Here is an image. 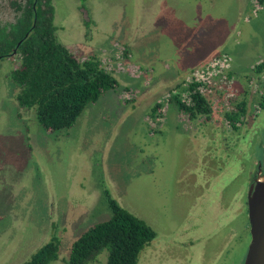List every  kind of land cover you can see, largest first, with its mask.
Returning a JSON list of instances; mask_svg holds the SVG:
<instances>
[{"label":"rangeland","instance_id":"1","mask_svg":"<svg viewBox=\"0 0 264 264\" xmlns=\"http://www.w3.org/2000/svg\"><path fill=\"white\" fill-rule=\"evenodd\" d=\"M52 1L58 42L97 59L118 86L70 128L47 131L17 104L19 58L0 61V264H23L53 237L51 264H66L71 244L110 218L105 191L156 232L138 264H243L246 193L264 151V70L254 73L264 3ZM8 2L1 22L14 17ZM191 77L206 87L210 119L191 121L169 101ZM242 101L231 128L223 114Z\"/></svg>","mask_w":264,"mask_h":264},{"label":"trees","instance_id":"2","mask_svg":"<svg viewBox=\"0 0 264 264\" xmlns=\"http://www.w3.org/2000/svg\"><path fill=\"white\" fill-rule=\"evenodd\" d=\"M85 3L86 0H81ZM263 4L264 0H257ZM14 17L0 21V60L19 58V67L9 78L18 88L19 107L33 109L36 120L47 131L70 128L88 104L114 90L118 83L93 57L79 61L58 42L52 0H9ZM264 63L255 68L258 75ZM202 84L191 81L178 85L169 101L190 119H210L212 103L201 91ZM259 104L264 108V85ZM161 108L157 104L155 113ZM245 102L223 114L232 127L241 121ZM111 212L108 220L83 232L70 246L66 264H138L139 255L155 238L156 232L143 220L122 208L105 191ZM60 241L53 237L23 264H51L58 258Z\"/></svg>","mask_w":264,"mask_h":264},{"label":"water","instance_id":"3","mask_svg":"<svg viewBox=\"0 0 264 264\" xmlns=\"http://www.w3.org/2000/svg\"><path fill=\"white\" fill-rule=\"evenodd\" d=\"M250 240L243 264H264V151L257 181L246 194Z\"/></svg>","mask_w":264,"mask_h":264},{"label":"flooded vegetation","instance_id":"4","mask_svg":"<svg viewBox=\"0 0 264 264\" xmlns=\"http://www.w3.org/2000/svg\"><path fill=\"white\" fill-rule=\"evenodd\" d=\"M13 56H15V52H13V54H12V57ZM10 58V57H9ZM7 59V58H6ZM229 60V58H224L223 60ZM4 60V59H3ZM0 61H2V60H0ZM262 63H264V62H262ZM262 63H260V64H262ZM259 64V65H260ZM258 66V65H257ZM256 66V67H257ZM255 67V68H256ZM255 68H254V73H255ZM205 71H206V68L204 69V68H202V69H200V72L201 73H205ZM263 72V71H262ZM261 72V73H262ZM197 73H199V72H197ZM260 73V74H261ZM176 74H177V76H178V73L176 72ZM256 74V73H255ZM186 75V74H185ZM187 76V75H186ZM181 77H184V76H181ZM191 81H195V82H198V83H201L202 84V87H201V91H202V93L204 94L205 92H206V87H204V85H203V83L199 80V81H197L196 79H194V77L192 78L191 77V80H189V81H186V82H191ZM185 83V81L183 80L182 81V84H184ZM182 84H180V85H182ZM177 87L178 86H176L175 87V90L177 91ZM209 87H207V89H208ZM177 93H178V91H177ZM177 93H173L174 95L175 94H177ZM262 96V93H261V95H260V97ZM260 97H259V100H260ZM236 107V106H235ZM258 107H260V104H259V102H258ZM260 109H264V108H261L260 107ZM180 112V111H179ZM226 112H228V111H226ZM180 113H182V112H180ZM183 114V113H182ZM186 117H187V119H189V120H191L192 121V119H190L186 114H184ZM244 115H245V113H244ZM206 119L205 117H201V116H198L196 119ZM193 120H195V119H193ZM242 120V119H241ZM241 124V121L240 122H238L236 125H235V127H232V126H230L231 128H237V126L238 125H240ZM262 158H263V155H262ZM262 158H261V160H259V161H257L256 162V164H255V169H254V171H253V173H252V175H251V179H250V182H249V186H248V189H249V187H250V185H252L255 181H257L258 179H259V176H260V170H261V167H262ZM248 191V190H247ZM247 194V193H246ZM246 214H247V209H246Z\"/></svg>","mask_w":264,"mask_h":264}]
</instances>
